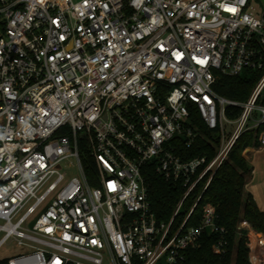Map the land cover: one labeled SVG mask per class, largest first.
I'll list each match as a JSON object with an SVG mask.
<instances>
[{"label": "built area", "instance_id": "1", "mask_svg": "<svg viewBox=\"0 0 264 264\" xmlns=\"http://www.w3.org/2000/svg\"><path fill=\"white\" fill-rule=\"evenodd\" d=\"M246 70L260 73L246 101L213 90ZM262 95L264 0H0V250H15L0 264H180L204 232L223 253L211 204L196 226L184 229L192 209L171 223L264 125ZM191 110L215 131L210 159L174 153L173 138H196ZM145 164L184 188L168 223L150 209ZM244 230L249 264H264V236Z\"/></svg>", "mask_w": 264, "mask_h": 264}, {"label": "trees", "instance_id": "2", "mask_svg": "<svg viewBox=\"0 0 264 264\" xmlns=\"http://www.w3.org/2000/svg\"><path fill=\"white\" fill-rule=\"evenodd\" d=\"M260 73L246 70L236 76L219 75L212 86L221 97L244 102L250 95ZM264 105V95L257 99ZM239 113L238 108H229L226 114L234 118ZM189 122L194 127L196 138L186 145L181 137H175L171 143L175 146L174 153L183 160L193 157L207 156L210 159L215 154L217 139L215 131H211L199 118L190 111ZM264 125L254 130H248L238 136L230 148L226 158L210 178L203 189L206 177L190 192L180 204L177 214L172 220V230L177 229L188 215L184 229L198 225L202 210L206 204H211L215 210V224L226 231L225 250L219 254L215 251L217 233L204 232L195 247L182 250L180 264H249L248 248L245 246V230L238 229V224L246 220L253 230L264 236V212L258 209L256 202L245 185L251 177L252 166L242 155L246 148H258L257 133ZM86 170L92 168V159L83 158ZM144 178L147 200L154 212L157 223H168L175 211L184 188L179 182L163 179L155 172L152 164H145L141 169ZM199 200L195 203L196 198Z\"/></svg>", "mask_w": 264, "mask_h": 264}, {"label": "crops", "instance_id": "3", "mask_svg": "<svg viewBox=\"0 0 264 264\" xmlns=\"http://www.w3.org/2000/svg\"><path fill=\"white\" fill-rule=\"evenodd\" d=\"M242 155L252 166L251 177L245 188L253 196L259 210L264 212V149L248 147Z\"/></svg>", "mask_w": 264, "mask_h": 264}, {"label": "rangeland", "instance_id": "4", "mask_svg": "<svg viewBox=\"0 0 264 264\" xmlns=\"http://www.w3.org/2000/svg\"><path fill=\"white\" fill-rule=\"evenodd\" d=\"M70 172V174L69 175H76V171L74 170V169H70L69 170ZM259 209V208H258ZM242 223H241V225H240V223L238 224V226L240 227V229H245V228H247V226H250V224L246 221V220H243V221H241ZM251 227V226H250ZM252 228V227H251ZM255 231V230H254ZM258 233H260V232H258ZM262 234V233H261ZM15 250L14 249H8V248H6V247H3V249H1L0 250V257H7V256H10V255H12L13 254V252H14ZM263 262H264V259H263Z\"/></svg>", "mask_w": 264, "mask_h": 264}, {"label": "bare ground", "instance_id": "5", "mask_svg": "<svg viewBox=\"0 0 264 264\" xmlns=\"http://www.w3.org/2000/svg\"><path fill=\"white\" fill-rule=\"evenodd\" d=\"M263 184V183H262ZM258 190V189H257Z\"/></svg>", "mask_w": 264, "mask_h": 264}]
</instances>
